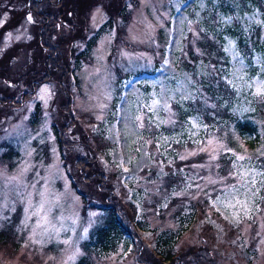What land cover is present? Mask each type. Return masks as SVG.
<instances>
[{
  "label": "rangeland",
  "instance_id": "374dc122",
  "mask_svg": "<svg viewBox=\"0 0 264 264\" xmlns=\"http://www.w3.org/2000/svg\"><path fill=\"white\" fill-rule=\"evenodd\" d=\"M80 1L81 8L90 4ZM107 1L81 14L83 42L73 36L76 53L87 57L61 54L49 66H60L64 81L71 75V87L55 77L22 82L34 95L0 106V230L9 227L21 241L17 254L4 244L9 240L0 243V264H74L87 254L82 244L102 214L82 213L74 158L113 171L123 182L112 181L120 201L136 207L145 224L107 257L93 255L96 264H164L153 231L175 229L172 213L190 203L200 217L196 232L182 240L184 253L198 254L203 264H264V0H113L117 7ZM41 2L27 8L25 0H0V59L7 54L11 71L44 67L36 63L39 47L29 46L48 16L40 11H53L46 27L57 25L59 34L52 44L72 46L69 25L78 22L60 20L70 6ZM202 76L218 77L220 91L211 96ZM62 95L83 131L59 128L57 137L52 125ZM180 107L191 109L186 120ZM246 119L259 130L256 145L247 143L253 133L237 131ZM80 184L83 191L92 186Z\"/></svg>",
  "mask_w": 264,
  "mask_h": 264
},
{
  "label": "trees",
  "instance_id": "16d2710c",
  "mask_svg": "<svg viewBox=\"0 0 264 264\" xmlns=\"http://www.w3.org/2000/svg\"><path fill=\"white\" fill-rule=\"evenodd\" d=\"M25 1L29 2L27 3V8H29V6L31 7L36 6L41 1H42L41 4L46 3L48 5L52 4L56 6L62 4L61 6H65V7L70 6L69 7L70 10H72L73 8V11L71 13L69 10V13L66 15V17H62V19H60L61 22L65 21L67 22L68 25L70 24L69 21L73 22L74 19L75 21L78 22V27H76L74 22L69 25L70 26L69 28L72 32L71 33L72 37H71L69 44H72L73 36L80 37L82 39L81 42H83V39L87 37V34H85V31H84L85 27H84V23H82L81 14L83 13V11H85V9L86 10L89 9L91 3L96 2V1L97 3L102 2V0H90L89 2L90 4L88 6L85 5L83 6V8H81V5H79V3L81 2L80 0H66L67 2L66 5H64L65 2H62L60 0H54V1L25 0ZM123 1L124 0H120L122 4H123ZM107 2H108L107 5L111 7L113 5L114 7L116 5L118 6V4H115L113 0H109ZM8 9L9 8L6 9V7L2 8V10L4 11H7ZM122 12L123 10L120 9V13ZM263 12H264V9H263ZM40 13H45V16H41L43 18L46 17V15H48L47 16L48 20L46 18L44 19L45 24L41 28L36 27V32L38 34L37 39L31 42L29 46L31 47L35 44L36 46L39 47L38 54L40 55L39 57L40 59H37L36 63L43 62L44 67L43 69H38L39 66L32 64V67H30V70L29 68L26 69L24 67V68H21V71H20L19 70L20 67H18L16 68L17 71L16 70L11 71V67L9 68V64H7V59H8L7 54L5 55L6 57H4L3 59H0V106L4 105L5 107H12V106L14 107L15 105H21L24 100L29 99L31 95L32 96L34 95V90L33 92L30 93V95L28 94L27 91L22 90L21 88L22 82H26V83H29L30 85L36 86V83L34 84L35 79H37V81L39 80L40 82H43V81L47 82L48 80L54 81L56 78L58 83L68 82L69 86L71 87V84L69 82L71 81L70 79L71 75H69V78H67L64 81V77L63 76L60 77L58 73V71L62 72L61 67L59 66L60 68L57 67L53 69L52 67H49V66L51 64L57 65L58 58L60 59L61 54H65L66 58L68 59H69V56L70 57L75 56L76 58L87 57L84 51L80 52L79 54L76 53L78 50V45L73 47V44H72V46H70L69 48H63L64 44L61 43L60 41H56V39H54L55 44H52L53 38L55 36H58L59 34L58 33L59 28L57 25L54 29H51V30L49 29V26L46 27L48 25L47 23H50V18L54 17L52 16L53 11H51L50 13L44 10V12L40 11ZM78 13H79V16L77 17L76 15ZM51 23L53 24V22ZM82 25H83V30H82ZM45 27L46 29L44 30ZM258 31L259 29H256V32ZM217 36L219 40L221 41L223 40L222 34L219 33ZM204 39H202L203 43L201 47L206 46V43H208ZM93 40L94 39L89 40L90 44L88 45L87 50H89ZM25 46H28V44ZM64 50L66 51L64 52ZM215 50L217 51V49ZM13 55L15 56L16 53ZM222 55H224L223 52H222ZM68 59H66L67 62L65 66L67 69L69 68L68 63H70ZM76 63L77 62H74L75 64L74 66L79 65L78 63L77 64ZM207 63H208L207 65H209L210 62L207 61ZM189 64L194 65L193 62L192 63L185 62L183 60L182 65H184V67L189 66ZM72 69H73V65H72ZM72 72L73 71H71V73ZM24 77L27 78L26 81H24ZM217 78L218 77L216 76H212V77L202 76L204 84L207 85V92L211 94V96H214L217 93V91H220L221 84L217 83ZM68 83H67V86H68ZM63 93H65V91H63ZM17 96L19 97V100L16 98ZM63 97H64V102L61 103L60 105L59 117H57L56 121H54V124L52 125L57 137L59 136V133H58L59 128L62 131L60 134H64L67 132L68 127L69 128L70 127L73 128L74 126L81 127V124L77 120L75 121L73 119V117L75 116L76 110L74 109V107H72V103L70 99H67V96H63ZM39 106H40V103L38 102L36 105L37 111H35L34 113V116H35L34 121L37 120L36 116H38V114L40 113ZM179 110L180 112H182L184 120H186L188 116L192 114L190 107L185 108L184 110H182V108L180 107ZM64 119H66V121H64ZM236 128H237V131H239L241 135L245 136L247 133L254 134L255 138L252 140H249L250 142H247L249 145L250 144L256 145L257 140L259 141L260 139L259 130H257L256 125L251 119L238 121ZM82 131H83V128H82ZM85 136L86 135L82 137L87 139ZM88 136H90V133H88ZM99 143L100 141L97 140V144ZM92 145L93 143L89 141L88 149H91V151L94 152ZM9 153H5V157L11 158L12 153L11 152ZM96 156L97 155L95 153L94 154L95 160H97L98 158ZM72 164L80 172L78 176V182L76 180L72 181V186H73V189L81 196L83 203H85V208L82 211V213H84V215L87 217L88 213H86V210L87 208H89L90 210L92 209L98 210L102 214L101 224L94 227L93 231H91L90 233L89 240L83 242L82 244L83 246H85V251L87 254L84 255L83 258H81L79 261H77L74 264H96L93 255L97 256L100 259L107 257L110 252H115L120 247L121 243L123 241H126V239L133 234L132 228L136 232V230L138 231L142 230V227H144L145 224L143 221H140L137 219L138 213L136 211V207H134L131 204L129 205V207H127L125 204H123L122 201H120L121 199L118 197L117 193L114 191L112 181L116 180V182L118 181L119 184L121 181L120 185H123V182L121 179L116 178V175L113 171L106 172L102 169V167L99 168L98 164L96 165H93V163L92 165L87 164L82 158L80 159L74 158L72 160ZM87 175L89 177H87ZM70 178H72L73 180V177L71 175H70ZM80 181L87 185H90V186L92 185L91 188H88L87 191L81 190L80 185L82 183L80 184ZM186 209L187 210L182 212L181 214H179V212L177 213L176 211L172 213L175 223L177 224V227L175 229L170 227L168 228V230L153 231L154 239L151 241L153 242L152 243V246L154 247L153 250H154L155 256H157V258H160L161 262L164 264H178V263L186 264L188 259L190 260L191 264H203V261L199 259L198 254L191 253L189 251H185V253L183 252L185 250V245L183 244L182 240L184 239L185 236H189L190 234H193L194 232H196V224L199 222L198 217H200L198 213V209L195 208L192 203H190L189 207ZM7 228H6L7 231L6 229L0 230V243L5 242L6 240H9L8 243L6 242L4 244L6 245L10 244V246L15 249L13 254H17L21 241L19 242L15 241L14 240L15 233L12 231V229H9V227Z\"/></svg>",
  "mask_w": 264,
  "mask_h": 264
},
{
  "label": "snow or ice",
  "instance_id": "6c2138e0",
  "mask_svg": "<svg viewBox=\"0 0 264 264\" xmlns=\"http://www.w3.org/2000/svg\"><path fill=\"white\" fill-rule=\"evenodd\" d=\"M29 19L31 18L29 17ZM237 159H244V157H238ZM252 183H255V181L253 180Z\"/></svg>",
  "mask_w": 264,
  "mask_h": 264
}]
</instances>
